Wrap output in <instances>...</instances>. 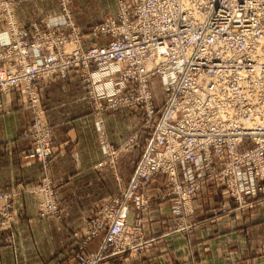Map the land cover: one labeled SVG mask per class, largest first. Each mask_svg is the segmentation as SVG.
Masks as SVG:
<instances>
[{"label":"built area","instance_id":"obj_1","mask_svg":"<svg viewBox=\"0 0 264 264\" xmlns=\"http://www.w3.org/2000/svg\"><path fill=\"white\" fill-rule=\"evenodd\" d=\"M62 1L70 21L62 49L55 38L64 36L52 30L44 36L52 45L43 48L56 51L55 57L24 61L17 70L2 63L11 50V43L3 44L0 94L30 91L25 95L30 102L24 103L40 112L36 83L72 72L98 117L105 110L138 112L139 129L119 147L103 138L99 167H113L121 153L137 146L140 133H148L127 185L74 237L90 242L104 232L103 249L113 246L135 255L146 250L152 240L142 233V215L152 201L147 191L156 177L162 183L157 200L172 201L177 231L191 228L185 217L192 210L183 208L208 179L227 196L216 210L221 214L251 207L256 194L264 195V0H116L115 16L90 27V38L98 40L90 44L68 18L69 0ZM20 39L16 46L26 58L42 48ZM97 123L102 130L101 119ZM52 142L48 136L42 159L51 157ZM187 166L193 172L181 181L180 167ZM130 212L136 214L133 222ZM97 253L93 259L79 257L81 264H99L105 257Z\"/></svg>","mask_w":264,"mask_h":264},{"label":"crops","instance_id":"obj_2","mask_svg":"<svg viewBox=\"0 0 264 264\" xmlns=\"http://www.w3.org/2000/svg\"><path fill=\"white\" fill-rule=\"evenodd\" d=\"M97 9L98 13L85 16L88 23L99 18L102 8ZM15 12L22 36L30 21L59 18L56 0H21ZM116 13L117 6L112 15ZM86 25L79 26L87 30ZM38 87L40 106L53 129V149L59 152L50 173L58 183L64 218L62 222L39 218L33 196L23 191L40 175L39 164L25 157L30 138L22 135L32 115L20 105L18 95H1L0 190L21 193L16 202L17 220L0 230L1 264H75L72 233L127 185L137 157L133 148L121 153L113 167L96 166L103 158V138L112 147H119L140 126L138 112L105 110L98 117L90 110L75 73L47 79ZM185 176L181 174V181ZM161 184L160 177L150 183L147 193L152 201L142 217L143 235L153 239L151 246L139 255L109 257L101 264H264V195L256 194L251 207L237 209L230 203L233 208L221 214L216 210L227 196L219 183L208 179L192 200V213L187 217L191 228L179 233L171 231L172 201L157 200ZM100 238L98 235L89 242V250H96Z\"/></svg>","mask_w":264,"mask_h":264},{"label":"rangeland","instance_id":"obj_3","mask_svg":"<svg viewBox=\"0 0 264 264\" xmlns=\"http://www.w3.org/2000/svg\"><path fill=\"white\" fill-rule=\"evenodd\" d=\"M19 1H21V0H0V23L2 24V27H3V30L0 32V47L3 44L6 46L9 43H11L9 45V48L11 50H7L6 56L4 57L2 63L4 64L5 67L16 68L17 70H20V66H21L22 62H24V61H29V60H32L35 62L36 61H50L53 57H55L56 51H53L49 48H43L46 45H52V41H53V40H47L44 36L51 34L52 30H57L58 33L55 34V36H58V35L64 36L63 38H55V43L60 48L59 50H61L62 48L60 47V44L65 43L64 41H66V34L65 33L68 32L67 23L70 22L66 18L67 17L66 16L67 15L66 14L67 9L64 7L63 1L62 0H56L57 6L59 9V14H58L59 18L57 20H52V21H48L47 19L43 20V21H30V22L26 23L27 27L25 28V33H26L25 36H22L23 34L21 33V28H20L21 24H20V21H19V18L17 16L16 12H15V6ZM113 1L114 0H69L68 1V6H67L68 11H69L68 18L70 19V16H71L75 25L83 31V33H84L83 37L85 39L86 44H90L93 41L98 42V40H92L90 38V35H89L90 27L94 26L95 24L102 21L105 17L113 16L112 13L114 12L115 7L117 6V3H115L116 0L114 2ZM100 6L102 8V11H101V13H99L100 15H98L99 18L97 20H94V21L91 20L92 22L88 23L89 21H86L85 16L92 15V13H94V12L98 13L97 8H99ZM75 7H76V9H75ZM85 12H86V14H84ZM77 17H79V18L77 19ZM83 17H85V18H83ZM78 24L79 25L80 24H84V25L87 24L86 26H89V27L86 30V29L81 28ZM18 35H19V37L22 38V40L21 39L20 40L22 42H24L25 44H31L34 42H38V43H40L42 48H34L35 50L32 51V53H30V56H31L30 58L24 57V53H21L19 51L18 47L16 46V43H20ZM38 36L42 37V39H36ZM73 72H77L78 74L79 73L81 74V71L79 69H76V71H73ZM47 79H49V78H46V77L41 78L36 83V90H37L38 95H41L39 93L38 85L42 81H46ZM50 79H57V77H53ZM58 79H61V78H58ZM78 81H79V79H78ZM81 88L83 89L82 86H81ZM29 92L26 93L25 91L22 92L20 89H12V90H9L5 93L0 94V95H18L19 100H20V105L23 108L30 110L31 115H32L30 122H29V125L27 127H25V129L22 132V135L30 138L29 148H28V151L26 152L25 157L28 158L29 160L35 161L39 164L40 175H39L38 179L32 185H29L28 187L24 188L23 191H25L26 193L33 196V199L35 200L36 214L39 218L53 219L56 222H62V220L64 218L63 214H62V208H61L62 198H61L59 192L57 191L58 183L53 181L52 175L50 173V171H51L50 169H51L53 162H54V160L57 157L59 152H57L56 150L53 149V145H54L53 129H52L51 125L48 123L46 117L44 116V112H43L41 106H40V108H41V111H40L41 113H40V112H37V110L35 108L33 110L31 107H28L27 104L24 103V100H25V102H30L28 97H25V95H31ZM154 92L158 98V101L160 102L162 100L163 95H160L161 90H160V86H159L158 82H157V88L155 89ZM39 105H40V103H39ZM88 105H89L90 110H92L95 113V111L93 109V105L89 100H88ZM2 109H4V106L0 105V112L2 111ZM135 116H136L135 119H136V123H137L138 117H137V115H135ZM136 128L139 129V126ZM147 134L148 133H140V135L138 136V139H137L138 144L135 147V154H137L136 155L137 157L140 155L139 153H141L142 149H139V148L140 147L142 148L143 139H145L147 137ZM48 136H50V138H52V141H53L52 142V149H51L52 154H51V157L49 158V160H48V158L42 159V154H43V151L45 149L44 143L47 141ZM100 137L102 139V136H100ZM140 141H141V143H140ZM102 157H104V156L102 155ZM137 157H136V160L138 159ZM115 161H114V163H115ZM107 163H109V162H107ZM109 165H112V164L109 163ZM96 166H98V165L96 164ZM180 168H181L180 173L182 172L181 174L186 175L185 180H189L188 178L191 177V176H189V174L191 172H193V170L185 171V168H189V166L180 167ZM203 185H202V187H203ZM202 187H201V189H202ZM201 189H200V191H201ZM0 192L5 193V197H3V196L0 197V230H2V229L9 228L13 224V222L15 220H17L18 209L16 206V202L18 201V198L21 196V193L19 191H16V190H10V191L0 190ZM195 195H197V194H195ZM188 205H189V207L187 206V204L184 206L183 209L185 211L189 210V208H192V206H193L192 202H190V204H188ZM97 210H96V212H97ZM96 212L94 214L86 217L84 224L81 225L82 228H83V226H86L88 224V221L90 219L93 220L95 218V216L97 214ZM183 215H185V213H183ZM188 216L189 215H186V217H185V220L187 222H189L187 219ZM174 217H175V215L173 213V219L174 220H173V224L171 226V231L172 232H179V233H186L187 230L185 232L175 230L177 227V223L179 222V219H177V217H175V218ZM135 219H136V214L133 212H130L129 216H128L129 222H133ZM77 231H79V229L72 233L73 240L75 243V247L71 252V256H72V258H74V260L76 262L75 264H81L79 257H81L83 259H93V257H91V256L95 255L97 252H98L97 253L98 257H99L98 254H101L102 257H105L104 259H102V261H104L105 259H107L109 257L122 258V257H133V255H135V254H132L133 252L129 249H126L123 252L119 251L118 249H115L113 246H109V247H106L105 249H103L104 232L99 233V235H101V238L99 240V245L97 246L96 250H93V251L89 250V247H88L89 241H87V242L84 240L82 241V239L80 241V240H78V238H76V236L74 237V233ZM142 233H143V229H142ZM146 239H148V238H146ZM151 240H153V239H151ZM144 251L145 250H143V252ZM140 253H142V251L137 253L136 255H139ZM102 261H100L99 264H101ZM0 264H1V260H0Z\"/></svg>","mask_w":264,"mask_h":264},{"label":"trees","instance_id":"obj_4","mask_svg":"<svg viewBox=\"0 0 264 264\" xmlns=\"http://www.w3.org/2000/svg\"><path fill=\"white\" fill-rule=\"evenodd\" d=\"M140 143H141V141H140ZM144 143V139H143V142H142V144ZM139 149H141V147L139 148ZM140 154V153H139Z\"/></svg>","mask_w":264,"mask_h":264}]
</instances>
